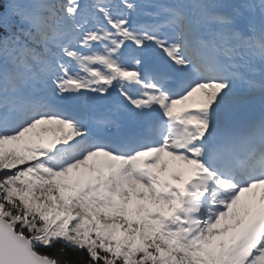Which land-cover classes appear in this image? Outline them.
<instances>
[{
    "label": "snow or ice",
    "instance_id": "1",
    "mask_svg": "<svg viewBox=\"0 0 264 264\" xmlns=\"http://www.w3.org/2000/svg\"><path fill=\"white\" fill-rule=\"evenodd\" d=\"M0 264H264V0H0Z\"/></svg>",
    "mask_w": 264,
    "mask_h": 264
}]
</instances>
